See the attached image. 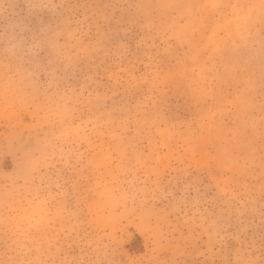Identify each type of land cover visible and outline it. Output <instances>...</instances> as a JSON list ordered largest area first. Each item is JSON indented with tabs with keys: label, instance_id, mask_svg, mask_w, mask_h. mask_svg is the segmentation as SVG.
Here are the masks:
<instances>
[{
	"label": "rangeland",
	"instance_id": "1",
	"mask_svg": "<svg viewBox=\"0 0 264 264\" xmlns=\"http://www.w3.org/2000/svg\"><path fill=\"white\" fill-rule=\"evenodd\" d=\"M0 264H264V0H0Z\"/></svg>",
	"mask_w": 264,
	"mask_h": 264
}]
</instances>
